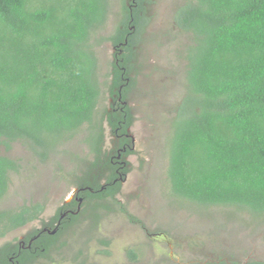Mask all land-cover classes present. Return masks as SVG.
Listing matches in <instances>:
<instances>
[{
    "label": "trees",
    "instance_id": "obj_1",
    "mask_svg": "<svg viewBox=\"0 0 264 264\" xmlns=\"http://www.w3.org/2000/svg\"><path fill=\"white\" fill-rule=\"evenodd\" d=\"M147 1L122 5L123 18L108 38L110 81L101 83L95 37L109 0H0V146L9 151L22 143L44 161L87 126L84 143L93 160L76 183L87 208L108 210L130 172L125 158L133 153L128 130L134 116L127 99L148 25ZM173 24L190 43L183 55L185 91L170 123L171 193L202 207L246 211L264 225V0H187ZM105 89L113 105L103 116L98 105ZM102 121L116 139L112 157L102 150ZM18 171L15 160L0 155V200ZM77 203L59 208L49 225ZM43 211L41 204L1 210L0 238ZM76 220L68 213L59 231L41 235L31 250L5 244L0 264H10L11 254L17 264L33 263Z\"/></svg>",
    "mask_w": 264,
    "mask_h": 264
},
{
    "label": "rangeland",
    "instance_id": "obj_2",
    "mask_svg": "<svg viewBox=\"0 0 264 264\" xmlns=\"http://www.w3.org/2000/svg\"><path fill=\"white\" fill-rule=\"evenodd\" d=\"M131 0H109V14L95 39L100 82L110 81L114 49L108 38L123 18L122 5ZM187 0H148V25L136 48L135 85L127 104L134 116L128 130L132 155L130 172L121 182L108 210L87 208L81 197L71 212L75 223L60 229L50 249L32 264H243L264 262L263 222L237 208L202 207L172 195L166 176L170 123L185 91L184 50L187 34L173 24V14ZM98 105L101 114L113 105L108 91ZM104 116V114H103ZM103 152L111 157L116 139L102 121ZM84 126L46 160L22 143L0 155L17 162L19 171L9 175L1 210L41 204L38 220L0 238V247L19 241L32 231L47 229L59 208L71 203L80 189L77 179L92 154L84 143ZM104 184V179L100 180ZM95 203H92L93 205ZM68 212V213H69ZM68 213H63L62 221ZM97 217V218H94ZM55 231V232H54ZM129 252L135 255L132 260Z\"/></svg>",
    "mask_w": 264,
    "mask_h": 264
},
{
    "label": "flooded vegetation",
    "instance_id": "obj_3",
    "mask_svg": "<svg viewBox=\"0 0 264 264\" xmlns=\"http://www.w3.org/2000/svg\"><path fill=\"white\" fill-rule=\"evenodd\" d=\"M132 143V142H131ZM115 148V147H114ZM131 150H132V147H131ZM113 154V153H112ZM107 155H109V154H107ZM132 155V154H131ZM130 156V155H129ZM128 156V157H129ZM117 158V160L118 161H120L121 160V157L120 156H117L116 157ZM127 159V157L125 158V161L128 163V161L126 160ZM121 162L123 163V161L121 160ZM128 168H129V164H128V166H127ZM130 169V168H129ZM128 175V174H127ZM126 178V176L124 177V179ZM124 179H122L121 180V182L124 180ZM119 181H120V179H119ZM104 183H105V181H104ZM77 198L79 199V197H78V194H77V196H75V198H74V200L73 201H76L77 202ZM72 201V202H73ZM65 205H67V204H65ZM72 212V211H71ZM71 212H69V213H71ZM65 213H68V212H65ZM63 214V213H62ZM62 214H61V216H62ZM61 220L62 219H60L59 221H57V222H55L54 224H56L54 227V229L55 230H59V228L61 227ZM32 223V222H31ZM49 223H50V221L47 223V225L46 226H48L49 225ZM53 224V225H54ZM50 226V225H49ZM51 227V226H50ZM22 228V227H21ZM20 229V228H19ZM18 230V229H17ZM14 231H16V230H14ZM38 232V233H36V234H33L34 232ZM35 231H32V233H30V234H28V235H26V236H24V237H22V238H20V240L19 241H14V242H11V243H6V244H9L10 245V247L12 248L13 246H17V250H18V252H20V251H22V250H31V248L33 247V246H35L34 244L36 243V242H38V240L40 239L39 237H41V235H55L57 232H55V233H53V232H51L50 233V230H47V229H40V230H35ZM13 232V231H12ZM12 232H10V233H12ZM15 257H14V255L13 254H11L9 257H8V261L10 262V264H17V261L14 259ZM37 259V258H36ZM36 259L34 260V262L36 261ZM28 264H32V263H28Z\"/></svg>",
    "mask_w": 264,
    "mask_h": 264
}]
</instances>
